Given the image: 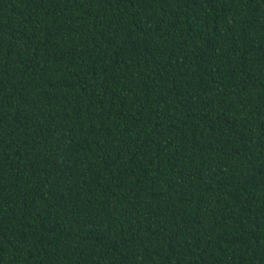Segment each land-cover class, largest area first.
<instances>
[{"label":"trees","instance_id":"obj_1","mask_svg":"<svg viewBox=\"0 0 264 264\" xmlns=\"http://www.w3.org/2000/svg\"><path fill=\"white\" fill-rule=\"evenodd\" d=\"M0 264H264V0H0Z\"/></svg>","mask_w":264,"mask_h":264}]
</instances>
